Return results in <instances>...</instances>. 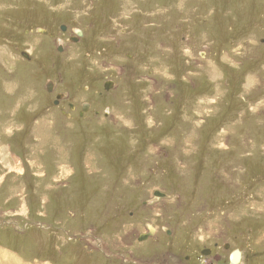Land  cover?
<instances>
[{
    "label": "rangeland",
    "instance_id": "1",
    "mask_svg": "<svg viewBox=\"0 0 264 264\" xmlns=\"http://www.w3.org/2000/svg\"><path fill=\"white\" fill-rule=\"evenodd\" d=\"M224 243L264 251V0H0V264Z\"/></svg>",
    "mask_w": 264,
    "mask_h": 264
},
{
    "label": "flooded vegetation",
    "instance_id": "2",
    "mask_svg": "<svg viewBox=\"0 0 264 264\" xmlns=\"http://www.w3.org/2000/svg\"><path fill=\"white\" fill-rule=\"evenodd\" d=\"M261 6L263 5L261 4ZM40 28L45 30V33H42L43 36L51 37L53 39L55 38V33L52 32L49 28L38 27L37 32H39L38 29ZM60 29L63 32H65L66 26L61 25ZM73 32H74L75 37L72 36L70 37V39H75V41L76 40L79 41L82 38V35H81L82 32L79 29H75ZM76 33L81 36L79 37ZM58 46L61 47V45H58ZM112 85H113V82H112ZM53 86H54L53 82L48 81V83L46 84V89L51 90ZM103 88L105 91L104 90L102 92L99 91L98 94L96 95L99 98H102L104 94L110 92V90L109 91L106 90L105 84ZM60 89L61 91L56 93L54 100H52V106H55L54 107L55 109L58 108L62 112V114L71 115V112H75L77 110V103H75V101L72 100L73 95L67 94L62 88ZM65 99L67 100V102H65ZM90 110H91V105L89 103H82L79 110H77V114L80 116H83L87 114ZM96 113L98 112L96 111ZM168 231L169 230H166V232ZM153 234H154L153 229L150 228L148 231L140 232L137 235L136 239L138 241H142V240L149 238ZM214 247H217L216 242H214ZM224 247H227V248H223L222 251H214V248L212 247H205L204 248L205 252H202V254L198 256L195 260H191V256H189V257H186L185 260H183V263H180L179 261H177L176 263L177 264H193L194 262V264H204V263H208V264H264V251H257V250L243 251V250L235 249V248L229 250L227 243H224ZM206 259H209V260H206ZM155 263L156 262L150 263V264H155ZM176 263L173 261L170 262V264H176ZM112 264H117V263L113 262ZM118 264H122L121 260L118 261ZM134 264H137V263L134 262ZM162 264H169V262L162 260Z\"/></svg>",
    "mask_w": 264,
    "mask_h": 264
},
{
    "label": "water",
    "instance_id": "3",
    "mask_svg": "<svg viewBox=\"0 0 264 264\" xmlns=\"http://www.w3.org/2000/svg\"><path fill=\"white\" fill-rule=\"evenodd\" d=\"M38 31L41 32V33H45V30L42 29V28L38 29ZM60 49H61V48H59V50H60ZM21 54H22L23 56H25L27 59L30 58V56H29L27 53H25V52H22ZM110 86H112V82H111V81H108V82L105 83V88H108V87H110Z\"/></svg>",
    "mask_w": 264,
    "mask_h": 264
},
{
    "label": "bare ground",
    "instance_id": "4",
    "mask_svg": "<svg viewBox=\"0 0 264 264\" xmlns=\"http://www.w3.org/2000/svg\"><path fill=\"white\" fill-rule=\"evenodd\" d=\"M73 26H74V25H73ZM70 27H71V25H70ZM73 28H74V27H73ZM49 35H50V34H49ZM240 46H241V45H240ZM237 47H238V46H237ZM237 47H236V48H237ZM201 59H202V58H201ZM201 64H202V63H201ZM75 112H76V111H75ZM128 165H129V164H128ZM130 166H131V164H130ZM3 169H4V168H3ZM12 190H13V189H12ZM15 250H16V249H15Z\"/></svg>",
    "mask_w": 264,
    "mask_h": 264
},
{
    "label": "crops",
    "instance_id": "5",
    "mask_svg": "<svg viewBox=\"0 0 264 264\" xmlns=\"http://www.w3.org/2000/svg\"><path fill=\"white\" fill-rule=\"evenodd\" d=\"M7 258V257H6Z\"/></svg>",
    "mask_w": 264,
    "mask_h": 264
}]
</instances>
